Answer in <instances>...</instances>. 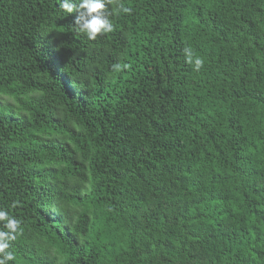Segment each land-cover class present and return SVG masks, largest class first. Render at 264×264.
Wrapping results in <instances>:
<instances>
[{
  "label": "trees",
  "instance_id": "16d2710c",
  "mask_svg": "<svg viewBox=\"0 0 264 264\" xmlns=\"http://www.w3.org/2000/svg\"><path fill=\"white\" fill-rule=\"evenodd\" d=\"M119 2L0 0L9 264H264V0Z\"/></svg>",
  "mask_w": 264,
  "mask_h": 264
},
{
  "label": "clouds",
  "instance_id": "9594fccd",
  "mask_svg": "<svg viewBox=\"0 0 264 264\" xmlns=\"http://www.w3.org/2000/svg\"><path fill=\"white\" fill-rule=\"evenodd\" d=\"M113 6L109 8L108 6ZM59 6L65 14L76 13L74 27L79 33L86 34L90 40H95L101 34L114 30L111 17L118 12L131 14L132 9L124 6L119 0H59ZM186 63L192 65L194 71H200L204 60L194 56L190 47L183 49ZM130 68L128 64H113L112 71L120 72ZM0 264H9L15 259L9 251L11 241H14L22 231L21 222L11 216L8 211L0 210Z\"/></svg>",
  "mask_w": 264,
  "mask_h": 264
},
{
  "label": "rangeland",
  "instance_id": "374dc122",
  "mask_svg": "<svg viewBox=\"0 0 264 264\" xmlns=\"http://www.w3.org/2000/svg\"><path fill=\"white\" fill-rule=\"evenodd\" d=\"M10 100H11V98L9 96H4L2 99L3 102H8Z\"/></svg>",
  "mask_w": 264,
  "mask_h": 264
}]
</instances>
